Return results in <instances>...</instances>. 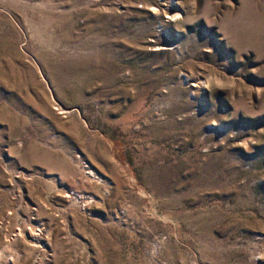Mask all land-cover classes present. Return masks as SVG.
<instances>
[{
  "label": "rangeland",
  "instance_id": "rangeland-1",
  "mask_svg": "<svg viewBox=\"0 0 264 264\" xmlns=\"http://www.w3.org/2000/svg\"><path fill=\"white\" fill-rule=\"evenodd\" d=\"M0 264H264V0H0Z\"/></svg>",
  "mask_w": 264,
  "mask_h": 264
}]
</instances>
